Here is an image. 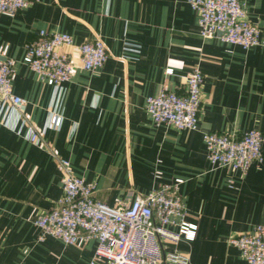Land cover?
I'll return each mask as SVG.
<instances>
[{
    "label": "crops",
    "instance_id": "1",
    "mask_svg": "<svg viewBox=\"0 0 264 264\" xmlns=\"http://www.w3.org/2000/svg\"><path fill=\"white\" fill-rule=\"evenodd\" d=\"M240 2L263 43L201 37L187 0H31L0 13V44L15 60L12 90L25 99L24 111L0 113V264H86L92 254L94 239L37 238L36 215L60 194L58 157L106 203L146 193L156 168L159 181L180 178L184 218L196 230L169 247L185 252L187 264H248L227 237L264 223V140L262 160L241 171L212 165L201 139L204 130L264 135V0ZM42 28L72 37L70 76L59 85L22 61ZM96 36L106 57L85 70L76 47ZM195 64L203 75L197 127L154 124L144 97L162 87L181 92ZM52 112L60 123L29 140V128L39 130Z\"/></svg>",
    "mask_w": 264,
    "mask_h": 264
},
{
    "label": "built area",
    "instance_id": "2",
    "mask_svg": "<svg viewBox=\"0 0 264 264\" xmlns=\"http://www.w3.org/2000/svg\"><path fill=\"white\" fill-rule=\"evenodd\" d=\"M31 0H0V13H16ZM196 13V26L203 38H216L243 48L263 43L257 26L245 15L240 0H187ZM72 37L66 31L39 29L36 38L24 45L22 61L45 83L59 85L70 76L69 51ZM131 48V47H130ZM85 70L100 66L106 50L99 36L83 40L76 47ZM15 60L8 55V44H0V113L8 107L24 111L25 99L12 90ZM170 70L169 68H167ZM202 72L195 64L184 75L181 92L160 88L144 97V110L154 124L178 129H194L198 122ZM61 115L52 112L39 130L29 128L27 138L38 141L46 128H54ZM5 122V121H4ZM201 139L208 161L244 171L250 163L263 158L264 135L250 128L240 134L204 130ZM60 194L33 223L37 238L52 236L63 243L94 239L86 264H187L185 252L170 248L179 239L191 240L196 223L184 218V205L178 191L180 178L159 181L160 170H153L158 182L146 193H135L126 201L112 203L93 196V186L77 175L64 157H58ZM248 264H264V223L227 237Z\"/></svg>",
    "mask_w": 264,
    "mask_h": 264
}]
</instances>
